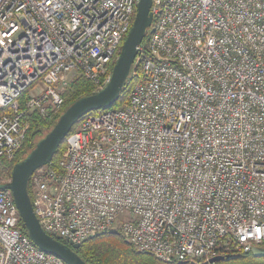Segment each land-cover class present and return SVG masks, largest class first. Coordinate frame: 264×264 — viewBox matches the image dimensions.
<instances>
[{
    "label": "built area",
    "instance_id": "2783aa9c",
    "mask_svg": "<svg viewBox=\"0 0 264 264\" xmlns=\"http://www.w3.org/2000/svg\"><path fill=\"white\" fill-rule=\"evenodd\" d=\"M138 1L0 0V171L28 117L62 107L65 73L106 85ZM150 11L126 102L84 116L30 176L38 223L69 245L116 229L164 262L264 252V0ZM20 222L0 188V264H65Z\"/></svg>",
    "mask_w": 264,
    "mask_h": 264
},
{
    "label": "water",
    "instance_id": "95a60500",
    "mask_svg": "<svg viewBox=\"0 0 264 264\" xmlns=\"http://www.w3.org/2000/svg\"><path fill=\"white\" fill-rule=\"evenodd\" d=\"M150 7L151 0L138 1L132 25L122 43L120 53L113 65L111 76L106 85L102 89L82 96L68 105L45 136L37 141L35 146L22 160L13 165L9 182L0 186V188L11 192L20 215L22 227L25 228L32 243L43 252L60 258L65 264L87 263L74 251V249L80 246L79 243H73L68 246L42 230L34 214L28 194V180L36 169L44 166L51 160L60 143L82 116L90 111L108 107L119 99L130 67L134 61L136 47L141 43L146 31L152 25L153 14L150 11ZM115 232V229L108 231V233ZM253 254L264 255V252L254 248ZM237 256L238 254L216 256L209 261L216 263ZM185 263L186 261L177 262V264Z\"/></svg>",
    "mask_w": 264,
    "mask_h": 264
},
{
    "label": "trees",
    "instance_id": "16d2710c",
    "mask_svg": "<svg viewBox=\"0 0 264 264\" xmlns=\"http://www.w3.org/2000/svg\"><path fill=\"white\" fill-rule=\"evenodd\" d=\"M126 35H124L122 39L121 46L126 38ZM147 37H148V30L146 31V34L142 42H145ZM114 63L115 62H112L111 64L110 67L111 70L113 68ZM129 84H130L129 79H127L120 93L119 99L112 105L99 110L115 108L124 104L126 102L127 93L129 90L128 89ZM94 92H96V88L90 81L81 77H77L71 80L70 83L68 84L67 89L63 95V100H64L63 105L59 109V111L55 113H49L47 116L44 117L36 113L31 114L28 117L29 126L26 132L25 140L22 144V147L17 152V154L19 152H21V154L15 160V163L22 160L35 146L37 141H39L42 137L45 136V134L52 128V126L55 124L60 114L64 111V109L68 105H70L78 98L85 95H89ZM21 104H22V100H21ZM97 111L98 110L90 111L84 116L91 113H95ZM84 116H82L79 120H81ZM75 124L73 125V127H75ZM73 127L69 132L73 130ZM45 129L47 130L46 132H44ZM22 148H25L23 152L21 150ZM64 149H65V139L60 143L54 155L52 156L51 160L46 165H56ZM1 185L3 184H0V186ZM27 189H28V193L30 194V185H28ZM20 228L22 232L27 234L25 228L22 227L21 222H20ZM59 241L61 243L70 246L66 241L63 240H59ZM74 251L87 264H177V262H164L158 260L149 252L137 251L132 246V244H130L121 236L118 230H116L115 233L106 232L87 238L86 240L81 242L80 246L77 249H74ZM185 264H207V263L202 260H196V261H188ZM215 264H264V255H254L253 253H241L237 257H233L227 260H222L216 262Z\"/></svg>",
    "mask_w": 264,
    "mask_h": 264
},
{
    "label": "rangeland",
    "instance_id": "374dc122",
    "mask_svg": "<svg viewBox=\"0 0 264 264\" xmlns=\"http://www.w3.org/2000/svg\"><path fill=\"white\" fill-rule=\"evenodd\" d=\"M130 71H131V68L129 70V74H130ZM128 74V75H129ZM77 77H80L79 75H77V73L73 72V71H70V72H67L65 73V75H63V78L62 80L66 81V84L62 87V96L64 95V92L66 91L67 89V86L68 84L70 83L71 80L77 78ZM82 78V77H81ZM127 79H129V77L127 76ZM101 112V110H98L97 112L95 113H99ZM47 130L45 129L44 132H46ZM25 148H22V152ZM21 152H19L13 159V161L9 164H7L2 171H0V184H4V183H8L9 180H10V171L13 167V164L15 163V160L20 156Z\"/></svg>",
    "mask_w": 264,
    "mask_h": 264
}]
</instances>
